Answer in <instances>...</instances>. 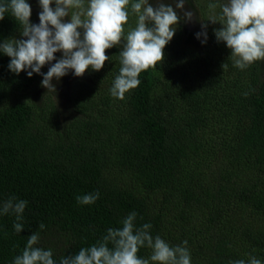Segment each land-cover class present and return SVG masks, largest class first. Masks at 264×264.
I'll list each match as a JSON object with an SVG mask.
<instances>
[{"label": "trees", "instance_id": "16d2710c", "mask_svg": "<svg viewBox=\"0 0 264 264\" xmlns=\"http://www.w3.org/2000/svg\"><path fill=\"white\" fill-rule=\"evenodd\" d=\"M224 16L227 35L163 51L167 77L108 42L50 127L30 15L0 0V264H264V36L256 12Z\"/></svg>", "mask_w": 264, "mask_h": 264}, {"label": "rangeland", "instance_id": "374dc122", "mask_svg": "<svg viewBox=\"0 0 264 264\" xmlns=\"http://www.w3.org/2000/svg\"><path fill=\"white\" fill-rule=\"evenodd\" d=\"M23 6L30 25L21 39L35 46L40 67L30 100L43 108L39 117L50 127L73 115L72 97H81L89 78L103 76L112 65L116 54L108 42L135 45L154 71L167 77L163 51L175 43L199 48L211 30L227 35L231 25L224 15L256 12L264 36V0H23ZM236 51L235 59L247 57L245 50Z\"/></svg>", "mask_w": 264, "mask_h": 264}]
</instances>
